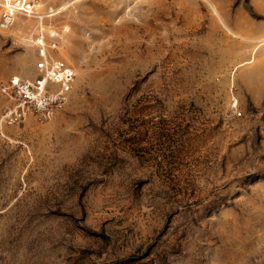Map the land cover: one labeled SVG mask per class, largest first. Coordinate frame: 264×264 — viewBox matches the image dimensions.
I'll return each mask as SVG.
<instances>
[{
  "label": "rangeland",
  "instance_id": "rangeland-1",
  "mask_svg": "<svg viewBox=\"0 0 264 264\" xmlns=\"http://www.w3.org/2000/svg\"><path fill=\"white\" fill-rule=\"evenodd\" d=\"M39 1L77 81L18 125L0 95V264H264V0ZM3 2L0 77L29 78Z\"/></svg>",
  "mask_w": 264,
  "mask_h": 264
},
{
  "label": "built area",
  "instance_id": "built-area-1",
  "mask_svg": "<svg viewBox=\"0 0 264 264\" xmlns=\"http://www.w3.org/2000/svg\"><path fill=\"white\" fill-rule=\"evenodd\" d=\"M3 7L6 24L17 14L35 20L38 58L31 77H0V95L4 99L2 122L18 125L30 117L48 118L61 113L67 109L77 81L75 68L59 55L62 31L48 26L52 14L39 0H4Z\"/></svg>",
  "mask_w": 264,
  "mask_h": 264
},
{
  "label": "bare ground",
  "instance_id": "bare-ground-1",
  "mask_svg": "<svg viewBox=\"0 0 264 264\" xmlns=\"http://www.w3.org/2000/svg\"><path fill=\"white\" fill-rule=\"evenodd\" d=\"M217 11V10H216ZM230 31H232L233 33H235L236 35L238 36H241L239 33H237L236 31L230 29ZM257 41H259V44L264 46V37L260 38V39H257ZM260 51V50H259Z\"/></svg>",
  "mask_w": 264,
  "mask_h": 264
},
{
  "label": "trees",
  "instance_id": "trees-1",
  "mask_svg": "<svg viewBox=\"0 0 264 264\" xmlns=\"http://www.w3.org/2000/svg\"><path fill=\"white\" fill-rule=\"evenodd\" d=\"M134 150L137 152H139L141 149L139 148V146H135Z\"/></svg>",
  "mask_w": 264,
  "mask_h": 264
}]
</instances>
